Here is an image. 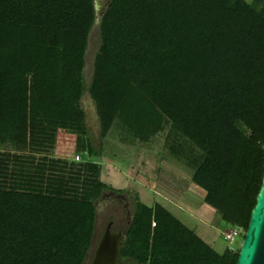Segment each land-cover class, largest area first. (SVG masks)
I'll return each instance as SVG.
<instances>
[{
	"label": "trees",
	"instance_id": "obj_1",
	"mask_svg": "<svg viewBox=\"0 0 264 264\" xmlns=\"http://www.w3.org/2000/svg\"><path fill=\"white\" fill-rule=\"evenodd\" d=\"M106 1L86 82L95 0H0V264H83L96 201L125 191L100 179L85 93L101 139L119 117L123 138L166 130L168 154L243 238L264 168V0ZM59 129L88 160L51 155ZM237 253L135 197L119 258L235 264Z\"/></svg>",
	"mask_w": 264,
	"mask_h": 264
},
{
	"label": "rangeland",
	"instance_id": "obj_2",
	"mask_svg": "<svg viewBox=\"0 0 264 264\" xmlns=\"http://www.w3.org/2000/svg\"><path fill=\"white\" fill-rule=\"evenodd\" d=\"M105 2H95L96 21L90 31L85 53L83 72L86 82L91 78L93 57L100 42L97 18L100 19ZM81 104L91 138L95 146L101 148V153L93 158L101 165L100 179L115 189L125 190L122 193L105 190L96 201L94 235L83 264H90L98 240L109 222L114 230L124 233L131 219L135 197L146 204L159 202L219 253L227 247L239 248L242 237H235L237 239L232 243L224 238L235 226L226 223L219 213L204 202V191L192 182L191 169L168 154L164 143L166 130L151 136L146 142H142L140 135L123 138L124 131L128 130L125 123L129 119L119 117L115 119L106 137L101 139L95 108L88 93L83 95ZM145 122L146 134L152 124L147 119ZM141 125V132H144L145 126ZM75 137V132L59 129L51 155L74 160L77 154L74 150ZM79 155L80 161L89 158L84 153Z\"/></svg>",
	"mask_w": 264,
	"mask_h": 264
},
{
	"label": "water",
	"instance_id": "obj_3",
	"mask_svg": "<svg viewBox=\"0 0 264 264\" xmlns=\"http://www.w3.org/2000/svg\"><path fill=\"white\" fill-rule=\"evenodd\" d=\"M123 238L124 233L111 230L109 222L98 240L90 264H121L119 252ZM235 264H264V168Z\"/></svg>",
	"mask_w": 264,
	"mask_h": 264
},
{
	"label": "built area",
	"instance_id": "obj_4",
	"mask_svg": "<svg viewBox=\"0 0 264 264\" xmlns=\"http://www.w3.org/2000/svg\"><path fill=\"white\" fill-rule=\"evenodd\" d=\"M74 160H75V161H80V156L76 154L75 157H74ZM239 234H240L239 230L236 229L235 227H233V228L229 231V233H226V234H225L224 238H225L228 242L232 243V242H234V241L237 239V238L235 239V237H239Z\"/></svg>",
	"mask_w": 264,
	"mask_h": 264
},
{
	"label": "flooded vegetation",
	"instance_id": "obj_5",
	"mask_svg": "<svg viewBox=\"0 0 264 264\" xmlns=\"http://www.w3.org/2000/svg\"><path fill=\"white\" fill-rule=\"evenodd\" d=\"M111 230H114V229L112 228V224H111Z\"/></svg>",
	"mask_w": 264,
	"mask_h": 264
}]
</instances>
